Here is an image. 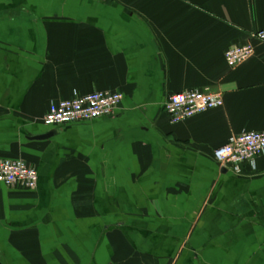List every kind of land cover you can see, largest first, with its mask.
Instances as JSON below:
<instances>
[{
  "label": "crops",
  "instance_id": "1",
  "mask_svg": "<svg viewBox=\"0 0 264 264\" xmlns=\"http://www.w3.org/2000/svg\"><path fill=\"white\" fill-rule=\"evenodd\" d=\"M260 30L264 0H0V158L39 173L0 185V264H264V156H213L264 130ZM206 88L224 105L171 123L169 97ZM99 90L123 93L112 116L44 124Z\"/></svg>",
  "mask_w": 264,
  "mask_h": 264
},
{
  "label": "built area",
  "instance_id": "2",
  "mask_svg": "<svg viewBox=\"0 0 264 264\" xmlns=\"http://www.w3.org/2000/svg\"><path fill=\"white\" fill-rule=\"evenodd\" d=\"M251 39L264 42V30L254 32ZM254 55L255 46L249 42L229 48L225 52V60L229 68L237 69ZM123 98L121 92L99 90L63 99L50 105L43 122L46 126H64L112 116ZM223 105L224 96L221 90L191 89L172 94L166 103V111L171 123L176 124ZM213 156L219 164L234 174L242 172L244 163L255 166L257 158L264 156V130L243 131L233 135L226 144L214 150ZM38 181V170L26 161L0 158V185H21L34 190Z\"/></svg>",
  "mask_w": 264,
  "mask_h": 264
},
{
  "label": "water",
  "instance_id": "3",
  "mask_svg": "<svg viewBox=\"0 0 264 264\" xmlns=\"http://www.w3.org/2000/svg\"><path fill=\"white\" fill-rule=\"evenodd\" d=\"M42 137H45V136H42Z\"/></svg>",
  "mask_w": 264,
  "mask_h": 264
}]
</instances>
